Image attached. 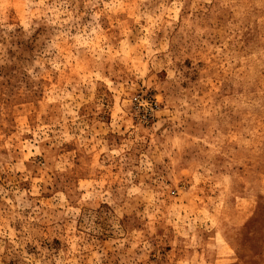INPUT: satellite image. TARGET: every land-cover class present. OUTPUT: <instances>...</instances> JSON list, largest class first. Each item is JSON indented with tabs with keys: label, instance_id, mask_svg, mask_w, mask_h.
Segmentation results:
<instances>
[{
	"label": "rangeland",
	"instance_id": "obj_1",
	"mask_svg": "<svg viewBox=\"0 0 264 264\" xmlns=\"http://www.w3.org/2000/svg\"><path fill=\"white\" fill-rule=\"evenodd\" d=\"M0 264H264V0H0Z\"/></svg>",
	"mask_w": 264,
	"mask_h": 264
}]
</instances>
